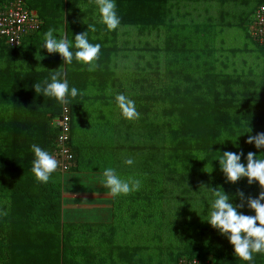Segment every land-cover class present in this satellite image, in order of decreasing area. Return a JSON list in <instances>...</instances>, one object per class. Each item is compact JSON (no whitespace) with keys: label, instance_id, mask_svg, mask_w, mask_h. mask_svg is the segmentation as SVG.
<instances>
[{"label":"trees","instance_id":"obj_1","mask_svg":"<svg viewBox=\"0 0 264 264\" xmlns=\"http://www.w3.org/2000/svg\"><path fill=\"white\" fill-rule=\"evenodd\" d=\"M22 1L41 24L18 47L0 38V264H177L183 257L249 264L207 219L213 189L234 206L244 203L245 215H255L247 198L264 190L246 177L228 182L218 160L225 151L243 152L245 166L249 152L264 158V149L247 143L264 133V48L248 33L264 0H115L121 23L112 31L94 0ZM49 29L66 36L73 52L75 35L87 31L101 45L96 69L49 54ZM229 32L240 48L228 47ZM55 71L78 89L67 104L32 87L51 82ZM117 94L135 102L138 119L121 115ZM62 105L70 113L69 171L111 167L141 181L138 191L113 196L110 223H63L59 166L47 183L31 171L32 144L54 150ZM251 264H264V254Z\"/></svg>","mask_w":264,"mask_h":264},{"label":"clouds","instance_id":"obj_2","mask_svg":"<svg viewBox=\"0 0 264 264\" xmlns=\"http://www.w3.org/2000/svg\"><path fill=\"white\" fill-rule=\"evenodd\" d=\"M94 3L98 7L101 23L106 25L110 31L117 29L121 21L116 12L115 0H94ZM88 30L95 31V26L88 25ZM87 31L75 35L74 47L76 51L73 52L70 50L73 44L66 36H61L58 39L54 35V30L49 29L43 36V48H46L49 54L59 53L65 64H71L75 59L77 62L87 65L89 71H94L97 67L96 61L99 59L101 45L90 43ZM63 75L62 72L55 71L51 75V82L45 80L43 86L41 83H34L32 87L36 93H42L45 97H52L61 104H67L69 94L75 98L78 95V89L75 87L69 89L67 79H61ZM115 101L125 119L139 118L140 114L132 99L123 94H117ZM247 143H254L257 149H264V133L249 136ZM31 151L35 157L32 161L31 171L38 182L47 183L51 174L57 170L59 161L36 144L31 145ZM241 156H243V152L238 155L231 151H225L218 158L221 171L227 181L236 183L246 177L250 185L258 182L261 189H264V158H257L255 153L249 152L247 166H245L241 163ZM124 163L131 166L134 164V160L129 157L124 160ZM101 183L114 197L128 195L133 191H138L141 187L139 179H121L115 169L111 167L103 170ZM239 195L243 200L244 194L240 192ZM213 197L207 221L213 228L228 237L234 247L236 257L251 264L254 254H264V203H262L264 190L260 192L258 198H247V206L254 210L255 215H245L238 211V208L244 207V203L234 206L229 202L230 197L223 189H213Z\"/></svg>","mask_w":264,"mask_h":264},{"label":"built area","instance_id":"obj_3","mask_svg":"<svg viewBox=\"0 0 264 264\" xmlns=\"http://www.w3.org/2000/svg\"><path fill=\"white\" fill-rule=\"evenodd\" d=\"M41 20L35 10L26 6L22 0H8L0 4V38L10 47H18L25 35L39 29ZM251 39L264 48V3L255 10L248 30ZM57 129L55 147L51 155L59 161L60 172L69 171L72 154L69 147L70 113L62 105L60 115L53 120ZM177 264H213L210 257H183Z\"/></svg>","mask_w":264,"mask_h":264},{"label":"crops","instance_id":"obj_4","mask_svg":"<svg viewBox=\"0 0 264 264\" xmlns=\"http://www.w3.org/2000/svg\"><path fill=\"white\" fill-rule=\"evenodd\" d=\"M61 174V221L107 224L113 218V196L102 183V172L67 171Z\"/></svg>","mask_w":264,"mask_h":264},{"label":"rangeland","instance_id":"obj_5","mask_svg":"<svg viewBox=\"0 0 264 264\" xmlns=\"http://www.w3.org/2000/svg\"><path fill=\"white\" fill-rule=\"evenodd\" d=\"M173 2H179L178 0H172ZM214 1V0H213ZM190 2V5H193V2L191 1V0H188V3ZM189 6V5H188ZM238 32H239V30H237ZM237 32V33H238ZM243 33V35L241 34V32L239 33V39H244L247 43H248V45L251 47V48H255L254 47V44L252 43V41L249 39V37L247 36V34H245L244 32H242ZM234 35H235V33L233 34V33H231V32H229V34L227 35V37H226V41L228 42V44H229V46L228 47H234V48H240V44H239V42H237L236 41V39L234 38ZM246 39H245V38ZM144 39V38H143ZM147 40H149L148 38H146ZM216 46H218V43L216 42V44H215ZM227 46V45H226ZM248 48V47H247ZM249 53V54H248ZM243 54H245L246 55V59H247V62H246V59H244V61H245V64L246 63H248L249 65H250V62H251V56H250V52H243ZM137 55H138V53H137ZM237 56V55H236ZM136 59V58H135ZM137 60L140 62V59L137 57ZM241 67H242V64H241V62H240V60H239V57L237 58V57H234V61H233V68H236V69H238V70H240L241 69ZM231 69V68H230Z\"/></svg>","mask_w":264,"mask_h":264}]
</instances>
